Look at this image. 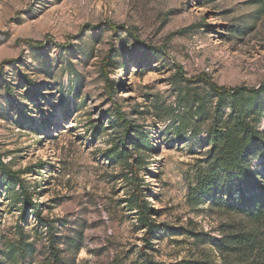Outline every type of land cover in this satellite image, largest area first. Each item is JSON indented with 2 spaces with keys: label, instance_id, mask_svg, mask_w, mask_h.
<instances>
[{
  "label": "rangeland",
  "instance_id": "1",
  "mask_svg": "<svg viewBox=\"0 0 264 264\" xmlns=\"http://www.w3.org/2000/svg\"><path fill=\"white\" fill-rule=\"evenodd\" d=\"M211 84L264 89V0H0L2 264H24L3 258L20 238L35 250L26 264L53 241L68 264L223 262L221 232L252 225L192 199L207 134L232 113ZM119 114L143 150L109 161L124 145ZM181 118L197 139H177ZM250 120L264 174V116ZM21 187L39 209H24ZM140 187L160 225L150 236L126 203Z\"/></svg>",
  "mask_w": 264,
  "mask_h": 264
},
{
  "label": "trees",
  "instance_id": "2",
  "mask_svg": "<svg viewBox=\"0 0 264 264\" xmlns=\"http://www.w3.org/2000/svg\"><path fill=\"white\" fill-rule=\"evenodd\" d=\"M115 28V27H113ZM34 45H42L40 42ZM15 63V62H13ZM216 93L218 102L216 110L227 102L232 104L231 116L222 122L216 123L207 134V144L211 146L208 158L204 160L196 173V185L192 189V199L196 205L208 202L212 208L234 213L250 221L252 228H244L240 232L223 230L217 240L216 250L223 255V262L204 259L191 264H264V174L255 171L252 167L254 148L261 143L263 132L251 123V118L264 116V98L261 91H251L246 94L244 89L225 90L216 84H211ZM108 92L114 93L112 86H108ZM195 109L193 118H201L205 110V104L199 103ZM117 121L122 127V142L124 145L116 146L107 155L109 161L122 159L128 147H133L141 153L143 147L132 124L126 120L125 115L119 114ZM98 130L99 128L96 127ZM172 132L179 140L197 139L198 133L194 132L184 118L178 120L172 128ZM125 146V148H123ZM140 158V157H139ZM131 167V166H128ZM0 174L10 176L8 164L0 154ZM128 177V176H127ZM142 188L131 191L126 203L130 210L137 211V220L142 229L147 230V236L158 231L160 225L150 219L154 210L149 206ZM18 198L22 201L25 210L35 211L40 205L32 202L26 189L20 188ZM38 218L44 221L41 216ZM50 227L49 224H42ZM56 236H53V239ZM50 258L41 264H68L60 250L52 242ZM32 243L20 238L16 243L10 244L4 260L21 259L24 264L34 255ZM2 264V261H0Z\"/></svg>",
  "mask_w": 264,
  "mask_h": 264
}]
</instances>
